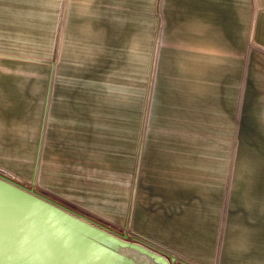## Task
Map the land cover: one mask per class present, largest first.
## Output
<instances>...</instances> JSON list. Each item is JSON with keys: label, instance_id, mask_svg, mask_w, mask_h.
<instances>
[{"label": "rangeland", "instance_id": "374dc122", "mask_svg": "<svg viewBox=\"0 0 264 264\" xmlns=\"http://www.w3.org/2000/svg\"><path fill=\"white\" fill-rule=\"evenodd\" d=\"M80 1L0 0L11 107L20 88V118H40L43 134V184L14 180L120 240L12 190L27 218L25 256L12 239V263H154L136 242L195 264V242L215 240L230 261L264 264L259 242L223 249L264 221V5L220 0L229 8L213 19L186 20L180 0H118L98 32L89 5L74 12ZM178 209L182 242L167 223ZM249 219L248 230L234 225Z\"/></svg>", "mask_w": 264, "mask_h": 264}, {"label": "crops", "instance_id": "0c3cea01", "mask_svg": "<svg viewBox=\"0 0 264 264\" xmlns=\"http://www.w3.org/2000/svg\"><path fill=\"white\" fill-rule=\"evenodd\" d=\"M223 1V0H222ZM235 0H231L230 2H234ZM242 3H246V10L250 11L253 8L255 10H261L258 7L257 1L259 0H237ZM181 8L180 10L186 16V20L190 19L192 15L199 16L208 20V18L213 19L214 17L218 16V12L220 10H228L229 7H223L218 5L220 0H180ZM77 3V1H76ZM82 7L81 9L75 11H81L86 9V5H89L91 14L89 16V25L90 27H96L98 32L100 28L107 26V12L110 10L111 12L116 11L119 8L118 0H82L80 1ZM257 3V4H256ZM260 7L264 5V0L259 1ZM245 10V8H240ZM238 9L239 11H241ZM84 15L86 11H83ZM259 12H257L258 15ZM81 14V13H80ZM75 21V20H74ZM213 21V20H212ZM77 26H84L86 23ZM75 26L76 30L77 27ZM74 27V26H73ZM14 75H19L20 72L15 71ZM11 74V69L6 67L0 66V179L5 180L9 183H13L19 187H27L26 185L19 183L14 180V178L18 179H29L32 177V174L35 175L37 183L39 180L42 183L41 176H42V151L37 153V140L42 133H40V118L37 121V118H32L30 123L28 124V120L26 118H20L21 114V99L24 98V95L21 98L20 88L18 95L14 93L15 97L13 98V110H12V95H11V79L9 75ZM25 79H22V84H24ZM21 82V79H20ZM19 81H18V83ZM17 93V92H16ZM20 100V101H19ZM24 110L25 112V103ZM14 117V118H12ZM43 135V134H42ZM43 138V136H42ZM42 146V144H41ZM13 178V179H12ZM35 195L43 194L36 190H34ZM179 211L173 212L168 217V226L170 227V235L173 237V240L180 242L183 239V234H181V230H184L186 227V214L185 212ZM264 217V216H263ZM257 227L262 230L258 235H244L240 240L231 237V241L228 239V243H234L230 246H225V248H233L235 245V241L243 242L248 244H252L250 242H259L257 244L262 245L264 249V221L259 222L261 218H258ZM249 221V222H248ZM248 221H241L235 222V227L246 229L248 230L252 224L251 220ZM208 224L209 222H204ZM211 225H218V222L214 221V224ZM177 228L179 229V233L176 232ZM203 239V238H202ZM182 242V241H181ZM215 242V240L210 241L209 245L202 241H196V243L200 244L193 250L200 251L199 253L190 254L189 257L195 264H246L243 263V260L240 261L241 258L238 260L230 261V253L227 251L226 254H220L218 252V247L211 246L210 243ZM255 244V243H254ZM181 246V245H180ZM196 246V245H195ZM257 246V245H252ZM259 247V246H258ZM260 248V247H259ZM222 259V261H221ZM144 264H149L146 261V258H143ZM255 261V259H254ZM152 264H162L160 262H152ZM259 264L260 263L259 261Z\"/></svg>", "mask_w": 264, "mask_h": 264}, {"label": "water", "instance_id": "95a60500", "mask_svg": "<svg viewBox=\"0 0 264 264\" xmlns=\"http://www.w3.org/2000/svg\"><path fill=\"white\" fill-rule=\"evenodd\" d=\"M12 190L18 193H22L23 195L33 196L34 199L42 204H48L54 208H56L53 204L44 200V198L39 197L38 195L32 194L23 187H19L13 183H9L5 180L0 179V264H14L12 262H16V259L12 258V239L16 241L18 238H22L24 244L19 242L18 245L14 246L13 249L19 252V255L22 254L25 256L26 246H25V235L27 233V225L26 221V212L25 209L21 206L20 203L13 200L12 198ZM58 212L63 215H66L73 222L83 226L84 228L94 230L104 236L112 240L119 241L120 238L115 236L114 234L108 232L107 230L100 228L93 223L77 216L76 214L66 212L61 208H56ZM22 226V227H21ZM29 233L38 234L37 230L33 231L30 229ZM13 237V238H12ZM20 241V240H19ZM123 243V242H122ZM127 244L133 248L140 250L152 257V259L156 262H160L162 264H170V261L167 256L164 254L156 253L153 250L147 248L136 242H127ZM32 250L31 245H28ZM36 250H39L36 248ZM37 252L33 253L35 255ZM21 256V255H20ZM173 259V256L171 257Z\"/></svg>", "mask_w": 264, "mask_h": 264}]
</instances>
